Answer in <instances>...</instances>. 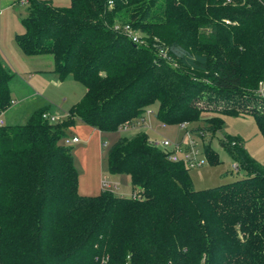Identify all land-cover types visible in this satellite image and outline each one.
<instances>
[{
  "label": "trees",
  "instance_id": "trees-1",
  "mask_svg": "<svg viewBox=\"0 0 264 264\" xmlns=\"http://www.w3.org/2000/svg\"><path fill=\"white\" fill-rule=\"evenodd\" d=\"M26 2L17 46L50 55L51 72L85 92L63 120L43 118L53 111L42 101L24 123L0 125V264H264V167L238 138L220 144L243 176L201 190L143 129L117 138L106 167L129 177L131 197L81 195L65 145L75 118L114 132L153 104L160 123H192L189 136L204 140L224 116L250 114L264 139L255 106L264 104V0ZM14 79L0 57V114L13 104ZM202 154L218 161L207 144Z\"/></svg>",
  "mask_w": 264,
  "mask_h": 264
},
{
  "label": "rangeland",
  "instance_id": "rangeland-1",
  "mask_svg": "<svg viewBox=\"0 0 264 264\" xmlns=\"http://www.w3.org/2000/svg\"><path fill=\"white\" fill-rule=\"evenodd\" d=\"M54 6L66 7L70 0H43ZM28 5L26 0H0V57L3 62L15 73L11 84L13 104L6 111L7 116L0 114V120L8 125L24 123L33 110L42 108V101H48L57 120H63L68 108L81 100L85 86L66 77L59 80L51 71L53 59L48 54L26 55L17 46L15 35L24 32L22 20L27 16ZM145 45L146 41L142 42ZM264 79L258 81L256 92L260 94ZM255 106L264 111V104L256 102ZM158 109L153 104L145 113V121L139 127L118 129L114 132H98L75 118L72 125L65 130L68 139L76 137L78 142L65 145L70 147L73 165L78 176V192L80 194L97 195L102 189H109L122 197H131L133 189L129 177L125 174H111L106 167V151L117 138L129 135L137 129H143L148 138L154 141L169 139L178 145V156L189 154L201 161L200 166L189 167L188 174L194 189L201 190L231 182L243 176V171H234V163L226 150L221 146L223 136L238 138L248 155L264 167V139L259 133L253 117L250 114L241 116L226 115L223 117L222 129L211 137L202 140L196 134L189 136L188 130L194 126L187 125V131L178 128L177 124H168L159 128L154 114ZM212 113L202 114V118L212 117ZM6 118V119H5ZM6 124V123H5ZM206 127L207 123H197ZM195 147L190 146V138ZM217 155L218 161L208 163L202 151L204 145ZM188 150L187 152H185ZM196 152V154H194ZM103 183L108 186H103Z\"/></svg>",
  "mask_w": 264,
  "mask_h": 264
},
{
  "label": "built area",
  "instance_id": "built-area-1",
  "mask_svg": "<svg viewBox=\"0 0 264 264\" xmlns=\"http://www.w3.org/2000/svg\"><path fill=\"white\" fill-rule=\"evenodd\" d=\"M117 28V27H115ZM125 30V33L127 35V37L133 42V43H141V40H140V37L134 32L131 30V28L129 26H125L124 28ZM159 54H161L163 57L165 55H163L162 51H159ZM260 94H264V85L262 84L261 85V90H260ZM147 115H150L151 114V111H147L146 112ZM43 118L45 119H48L50 122H54L56 121V117L53 116V115H48V114H43ZM145 121V117L134 123L133 125L131 126H123L121 129L125 130V129H129V128H133V127H139L141 125L142 122ZM3 122L0 120V125H2ZM187 125L188 123L187 122H181L178 124V128L181 129V130H186L187 131ZM165 124L164 123H160L159 124V128H165ZM190 138V137H189ZM67 142L69 143H76L78 142L77 138L76 137H72L71 139H66ZM151 143L153 144H156L158 145L159 147L165 149V150H171V154L168 156V158L171 160V161H179V160H182L185 162V164L188 166V167H194V166H200L201 165V161H198L196 160L194 157H190L189 154H184L182 155L181 157L177 155V152L179 151V147L178 145H174L169 139H163L162 141H154V140H150ZM190 146L191 147H195L193 144V140H191L190 138ZM188 150H186L185 152H187ZM196 154V152L194 153ZM231 168L234 170V171H238V165L236 163H233ZM103 186H108L109 187V184L106 185L105 183H103Z\"/></svg>",
  "mask_w": 264,
  "mask_h": 264
},
{
  "label": "crops",
  "instance_id": "crops-1",
  "mask_svg": "<svg viewBox=\"0 0 264 264\" xmlns=\"http://www.w3.org/2000/svg\"><path fill=\"white\" fill-rule=\"evenodd\" d=\"M47 102H48V101H47ZM6 114H7V112L5 111V112H3L1 115H2L3 117H5V116H7ZM5 119H6V118H5ZM4 122H5L6 124L9 123V121L7 122V121H5V120H4ZM5 123H4V124H5ZM92 129H94V128H92ZM94 130H96V129H94ZM96 131H97V130H96ZM98 132H99V131H98ZM81 195H85V194H81ZM87 195H90V194H87Z\"/></svg>",
  "mask_w": 264,
  "mask_h": 264
}]
</instances>
